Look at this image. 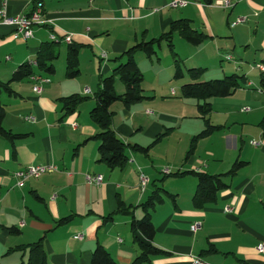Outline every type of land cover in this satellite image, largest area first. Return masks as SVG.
<instances>
[{"label": "crops", "instance_id": "obj_1", "mask_svg": "<svg viewBox=\"0 0 264 264\" xmlns=\"http://www.w3.org/2000/svg\"><path fill=\"white\" fill-rule=\"evenodd\" d=\"M178 1H184L185 6H170ZM229 1L231 7L223 9L206 5L203 0H7L8 17L29 14L36 4L41 5L48 22L35 27L28 40L16 37L13 27L2 23L0 2V82L7 83L28 60L36 63L45 49L57 54L50 62L53 75L32 66L34 74L50 80L40 94L33 92L29 78L12 82L11 92L0 91L2 127L22 135L12 140L0 136V264H26V246L40 239L48 264H91L97 244L116 264H131L138 253L131 221L144 216L142 205L158 190L162 202L149 212L155 228L153 244L168 255L154 258L152 264H189L192 255L210 264H264V254L256 249L264 243V140L260 128L264 122V91L260 86L250 91L256 92L250 93L251 101L247 102L252 110L225 106L220 112L211 109L204 118L196 109L188 108L185 97L176 101L179 108L174 113L164 109L158 110L157 116L143 112L149 116L148 121L141 117L143 101L129 107L120 103L111 110V124L127 146L128 162L113 169L97 160L98 142L92 137L99 128L89 118L94 103L86 102L67 115L58 101L72 94L94 96L102 78L110 76L124 61L117 57L138 43L159 38L177 20H188L194 30L206 35L199 46L213 48L216 56L220 49L239 48L243 55L253 51L254 60L259 61L255 64L264 65V0ZM239 17L247 21L231 27ZM50 35L59 39L72 36V46L78 49L76 78L65 75L68 45L61 40L52 42ZM102 52L106 60L101 58ZM140 54L135 51L133 55L139 68ZM63 57L64 68L60 63ZM254 72L261 75L249 67L241 75L250 90L254 80L248 78ZM217 99L213 98L215 104L228 102L224 101L228 98ZM185 111L189 118L202 120L204 129L205 120L219 129L196 141L195 133L190 132L186 141L192 152L186 162L185 148L178 162L167 158L156 161L149 152L157 137L161 142L163 130L169 136L174 129L181 130L180 142L185 144ZM171 125L175 126L168 128ZM140 135L151 142L133 145L149 147L146 154L131 149V141ZM164 163L175 172L167 168L169 174L159 182L155 165ZM237 164L239 168L229 173ZM37 165H54L57 172L18 186L14 173ZM190 172L221 175L225 188L213 201L196 208L193 195L197 180ZM140 173L148 178L144 187L139 182ZM88 174L102 176V183L88 185ZM226 208L231 212L226 213ZM63 219L67 220L60 223ZM195 221L202 227L192 233L190 225ZM78 235L81 238L75 239Z\"/></svg>", "mask_w": 264, "mask_h": 264}, {"label": "trees", "instance_id": "obj_2", "mask_svg": "<svg viewBox=\"0 0 264 264\" xmlns=\"http://www.w3.org/2000/svg\"><path fill=\"white\" fill-rule=\"evenodd\" d=\"M35 1L37 2L38 0ZM203 2L206 5H212L213 0H203ZM175 34L192 46H199L207 39L206 35L194 30L188 20L174 21L170 25L169 30L162 34L159 38L152 39L148 42L138 43L117 57L118 60L124 59V61L114 68L113 73L110 76L102 78L100 86L93 96L95 104L89 112V118L91 122L96 124L99 128V132L92 137L93 140L98 142L97 160L104 163L111 169L123 167L128 162V157L125 153L127 146L117 136L112 128V112L110 111L111 105L119 102L124 107H129L132 104L149 99L144 95L143 89L141 88L143 75L136 64L133 55L135 51H141L147 58H151L156 55V50L160 48V45L163 42H165L168 49L173 52V36ZM56 57L57 54L54 50L46 51L45 49L41 54V59L39 58L40 60L36 61V69L48 73L49 75H53L54 69L50 62L55 60ZM174 68V78H182L183 73L180 71L179 64L176 60L174 61ZM34 72V68L29 64L24 63L20 65L14 71L11 79L7 83L0 82V91L3 89L6 92H11L9 85L12 82L27 79L34 74ZM188 74L190 78L196 80L202 74V69H189ZM65 75L69 79H74L79 75L78 49L72 45H69L67 48ZM115 77H118L125 87V91L122 94L115 93ZM244 83L245 80H243V76L233 74L219 80L185 84L181 87V93L185 98L202 101L201 104H197V110L201 115V118H204L205 115L211 111V105L210 103H207V100L211 98L230 97L237 89L242 88ZM259 86L260 89L264 91V74L260 75ZM88 99L89 98L85 96L83 97L78 94H72L70 96L60 98L58 101L61 105V110L65 114L70 115L76 111L77 107L82 102ZM3 117L4 111L1 108L0 136L10 140L22 137V135L13 134L2 127ZM205 123V129L196 135L193 141L209 136V134L213 131L219 129V127L210 126L207 120H205ZM260 128L262 132V139L264 140V122L260 124ZM159 138L160 137H157V139ZM131 149L146 154L149 147L132 145ZM191 152L192 150L188 152L187 158ZM239 166V164L235 165L229 173H234ZM189 174L194 175L197 180L196 190L193 195V203L196 208H201L206 202L213 201L216 193L225 188L224 183L220 180L221 175H209L206 173L196 172H190ZM178 175L180 174L178 173ZM158 191L154 192L153 195H151L142 205L145 211L144 216L139 220L133 219L131 221L130 230L132 239L138 248V253L132 260L131 264H152V260L154 258L168 255L167 252L153 244L155 228L151 221V215L149 212L155 207V205L162 202V198ZM107 219L111 220V217L108 216ZM65 220L67 219L61 220L60 223ZM26 248V264H48L42 245V239L33 244L27 245ZM91 264H116V262L101 245L97 244L91 255Z\"/></svg>", "mask_w": 264, "mask_h": 264}, {"label": "rangeland", "instance_id": "obj_3", "mask_svg": "<svg viewBox=\"0 0 264 264\" xmlns=\"http://www.w3.org/2000/svg\"><path fill=\"white\" fill-rule=\"evenodd\" d=\"M253 51L248 52L246 55H243L242 51L239 48L235 51L220 49L218 56L215 55L214 49L210 48H202L200 46H192L188 45L184 40H182L177 34L173 36V52L168 49L165 42L161 43L160 48L156 50V55L152 56L150 59L147 58L145 55H142V63L140 65V72L144 76L143 83L141 84V88L144 90V95L150 97V100H143V107L141 109L142 118L148 121L149 116H146L143 112L149 111L153 112L154 116L158 115V110L164 109L167 112L174 113V110L178 111L179 104L176 101L183 99L181 93V87L185 84L195 83V82H204V81H211V80H219L223 79L227 76L236 74L241 76L243 73L247 72L248 67L249 69H254L255 63L259 61L254 60ZM230 56L231 61H226V57ZM177 61L180 67V71L183 73V77L176 79L174 78L175 68H174V61ZM241 62L242 65H239ZM62 67L64 68L65 60L64 57L62 58ZM234 63V64H233ZM60 64V66H61ZM233 64V65H229ZM259 64V63H258ZM189 69H202V74L196 79L190 78L188 74ZM159 71V72H158ZM258 71V70H257ZM158 72V74H157ZM254 75L248 78L249 80L253 81L252 90L246 88L243 85V89H237L235 93L228 98V102H217L216 104L213 102V98L207 100V103H213L211 106L212 111L220 112L225 106H230L238 111L243 109H250L252 110V106L248 104V101H251L250 92L254 91L255 89L258 90L259 88V73L254 72ZM55 76L52 77V81L54 80ZM243 84V82H242ZM114 89L116 94H122L125 91V87L122 82H120L119 78L115 79ZM255 90V91H256ZM175 92V96H171V92ZM247 92L249 96H247ZM89 99L82 102L80 105H85L90 102H94L93 96L87 95ZM154 97V98H153ZM153 98V99H152ZM185 99V104H188V108L196 109L197 104H201L202 101H198L192 98ZM153 101V102H152ZM217 101H223L220 98ZM87 102V103H86ZM152 102V104H149ZM117 103V102H116ZM114 104L111 110H116L115 107L117 105H121L120 103ZM80 105L77 107L79 108ZM148 105V106H146ZM137 106V105H136ZM93 108V107H92ZM91 108V109H92ZM170 110V111H168ZM198 116H200L197 110ZM185 119V128L184 126L182 129H185V144L181 140L182 132L181 130L174 129V133L170 136L167 134L166 130H163L161 139H155L152 144L154 143V147L150 149V154L152 158L156 161L160 159L167 158L170 160L180 161L182 157V150L185 148V162L188 152L191 148L188 147L187 139L190 132H194L197 135L202 130V120H195L189 118L190 116L186 114ZM201 121V122H200ZM175 125H171L168 128H173ZM167 129V128H166ZM204 129V128H203ZM170 131V130H169ZM149 138H143L141 135L137 136L131 141V144H135V142H151ZM183 140V138H182ZM156 141V143H155ZM151 144V145H152ZM156 166V176L158 181L162 179L164 169H169L172 172H175L173 167L169 163H164L163 165L157 167ZM158 170V171H157ZM160 182V181H159ZM160 186V185H159Z\"/></svg>", "mask_w": 264, "mask_h": 264}, {"label": "built area", "instance_id": "obj_4", "mask_svg": "<svg viewBox=\"0 0 264 264\" xmlns=\"http://www.w3.org/2000/svg\"><path fill=\"white\" fill-rule=\"evenodd\" d=\"M0 2L3 8L1 11L2 23L13 27V30L15 31V36L23 40L31 39L33 37V29L35 27H40L48 22L45 19V16L43 14L42 7L40 4H36L33 10L29 14H26V15L22 14V15H17L14 17H8L7 15H5V7L7 5V0H0ZM185 4L186 3L184 1H178V2L171 3L170 6L172 8H177V7H183L185 6ZM212 4L216 7L223 8V9H228L231 7V3L229 0H218V1H214ZM246 21L247 19L245 17H239L233 23H231L230 26L234 27L236 25L243 24ZM49 38L52 42H59L61 40L63 43L67 44L68 46L72 45L73 43L71 35H64L62 36L61 39L57 38L55 35H50ZM100 56L102 59L106 60L105 53L102 52ZM225 60L231 61V57L228 56L226 57ZM26 63L29 64L30 66L36 65V63L31 60H28ZM254 69H257L260 72V74H264V65L256 64L254 66ZM29 79L32 83V90L36 94H40L43 91V86L50 83V80L48 78L43 77L38 74H32L29 77ZM86 92L89 93L88 90ZM173 94L174 93L172 92V95ZM242 111H249V109H243ZM147 113L150 114L151 112L148 111ZM26 119L31 122L34 121L32 117H27ZM75 126L76 124H72V127H75ZM251 145L257 146L258 143L251 142ZM55 172H57V168L54 165H37V166L26 167L23 170L16 171L14 173V177L17 179V185L20 186L24 181L28 179L38 178L43 174H46V173L50 174V173H55ZM163 174L164 175L169 174V170L164 169ZM85 181L88 185H92V184L99 185L102 183V176L88 174L85 176ZM139 182H140V185L144 187L146 183L148 182V178L143 173H140ZM225 212L230 213L231 209L226 208ZM201 227H202L201 222L195 221L194 223L190 225V231L192 233H196L201 229ZM80 238H81L80 235L75 236V239H80ZM256 249L258 253L264 254V243L259 244L256 247ZM189 264H210V263L204 261L199 256L192 255L190 256Z\"/></svg>", "mask_w": 264, "mask_h": 264}]
</instances>
